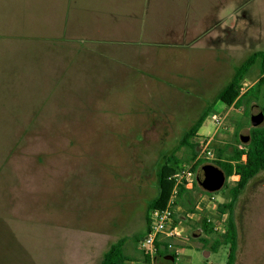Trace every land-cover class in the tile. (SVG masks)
<instances>
[{"label":"rangeland","instance_id":"1","mask_svg":"<svg viewBox=\"0 0 264 264\" xmlns=\"http://www.w3.org/2000/svg\"><path fill=\"white\" fill-rule=\"evenodd\" d=\"M243 4V23L226 19L225 43L198 53L196 71L205 76L194 78L195 89H165L151 80L129 83L98 70L78 75L67 70V57L44 44L0 41V264H100L122 239L129 257L144 259L139 244L165 159L181 160L177 172L193 166L206 173L219 167L214 163L219 151L229 157L242 137H250L252 116L264 114V86L240 108L218 101L237 70L264 50V0ZM261 75L255 64L244 92ZM104 101L122 109L121 116L102 109L106 115L89 117L90 108ZM208 109L199 131L203 137L197 134L192 143L213 136L214 158L196 162L192 149L180 142ZM214 116L224 119L221 127ZM238 179H229V187ZM229 187L207 194L197 183L179 199L177 217L189 240L161 237L171 248L166 254L161 246L156 264H168L166 257L179 247L184 250L177 262L183 264L228 263L229 247L210 251L213 238L201 224L217 220L216 209L230 202ZM233 218L239 234L235 264H264V171L237 199Z\"/></svg>","mask_w":264,"mask_h":264},{"label":"crops","instance_id":"2","mask_svg":"<svg viewBox=\"0 0 264 264\" xmlns=\"http://www.w3.org/2000/svg\"><path fill=\"white\" fill-rule=\"evenodd\" d=\"M245 1L0 0V41L44 44L56 56L67 57V70L78 75L98 70L129 83L151 80L162 88L195 89L194 78L204 75L196 71L198 53L216 49L229 34L227 17L220 13L233 4V20L243 23ZM109 105L104 101L91 107L89 117L106 115L102 109L121 116L122 109ZM183 250L176 248L168 264H183L177 262Z\"/></svg>","mask_w":264,"mask_h":264},{"label":"trees","instance_id":"3","mask_svg":"<svg viewBox=\"0 0 264 264\" xmlns=\"http://www.w3.org/2000/svg\"><path fill=\"white\" fill-rule=\"evenodd\" d=\"M259 64L261 70V78L258 82L248 91L242 93L243 81L250 69ZM264 86V50L258 51L250 56L247 61L240 67L235 76L233 77L229 86L219 94L218 101L227 105L228 107L240 108L243 103L250 97H259L261 89ZM211 109L205 111L195 125L183 135L181 139V146L190 147L194 153V157L197 158V146L193 144L192 139L197 136L204 122L209 117ZM223 152H218V158L214 160V163L222 169L226 175L225 186L220 190L224 191L229 187L228 180L232 177H238L239 179L230 188V202L220 205L218 212L220 214V223L224 224L222 232H215L213 227L203 220L201 228L208 238H213V243L210 246V251L217 252L223 245L229 247L228 263L235 264L238 247H239V234L237 225L233 218L234 205L247 188L252 179L258 176L264 171V124L259 127H254L251 130L250 140L247 143H240L233 149L232 154L229 157L223 158ZM202 161V160H201ZM200 162V161H198ZM181 166V160L172 155L165 159V164L158 172L159 189L157 197L148 205L147 208V232L150 226V213L154 209H163L167 206L171 195L175 187V180L173 176L177 173V170ZM189 191L185 187H181L179 193V199H182ZM207 194H211L206 191ZM146 232V233H147ZM205 245L210 243L209 239H204ZM157 246L160 247L158 257H163L161 252V246L164 247L163 252L168 254L169 245L158 242ZM174 257V255H170ZM137 261L129 257L125 252L124 239L111 245L109 250L104 254V257L100 264H135Z\"/></svg>","mask_w":264,"mask_h":264},{"label":"built area","instance_id":"4","mask_svg":"<svg viewBox=\"0 0 264 264\" xmlns=\"http://www.w3.org/2000/svg\"><path fill=\"white\" fill-rule=\"evenodd\" d=\"M243 87L241 92L244 93ZM215 123L221 127L224 119L214 116ZM213 136L202 138L197 146L196 162L201 160H212L214 152L211 148ZM198 173L193 170V166L184 167L180 172H177L173 179L175 180V187L167 206L163 209H154L150 213V226L149 231L140 241L139 248L144 255L142 261H137L135 264H156L158 252L160 247L157 246L161 237L176 240H189V234L182 221L177 217V208L179 201V193L181 187L187 190H193L197 184ZM217 212V220L209 217L207 222L213 227L215 232H222L224 224L220 223V214ZM171 248V246H169Z\"/></svg>","mask_w":264,"mask_h":264},{"label":"water","instance_id":"5","mask_svg":"<svg viewBox=\"0 0 264 264\" xmlns=\"http://www.w3.org/2000/svg\"><path fill=\"white\" fill-rule=\"evenodd\" d=\"M254 127H259L264 124V114L260 113L253 115L251 118ZM244 143L249 142L250 137L241 138ZM226 182V175L222 169L216 166H211L206 173H198L197 183L201 188L209 193H217L220 191ZM166 259H173V257H166Z\"/></svg>","mask_w":264,"mask_h":264},{"label":"clouds","instance_id":"6","mask_svg":"<svg viewBox=\"0 0 264 264\" xmlns=\"http://www.w3.org/2000/svg\"><path fill=\"white\" fill-rule=\"evenodd\" d=\"M234 5L233 4H229L224 10H222V12L220 13L221 17H227L229 18V23L232 24L233 23V12H234ZM241 28L244 27L243 24L240 25Z\"/></svg>","mask_w":264,"mask_h":264}]
</instances>
